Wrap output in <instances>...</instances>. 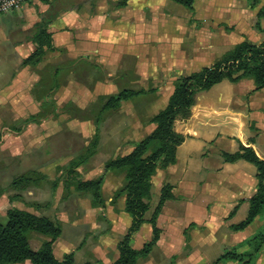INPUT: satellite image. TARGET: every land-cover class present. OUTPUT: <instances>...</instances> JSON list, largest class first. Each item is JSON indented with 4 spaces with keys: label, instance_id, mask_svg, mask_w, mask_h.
Masks as SVG:
<instances>
[{
    "label": "rangeland",
    "instance_id": "obj_1",
    "mask_svg": "<svg viewBox=\"0 0 264 264\" xmlns=\"http://www.w3.org/2000/svg\"><path fill=\"white\" fill-rule=\"evenodd\" d=\"M120 1L29 0L15 9L11 20L7 18L11 12L0 14L1 59L4 37L20 39L24 52L36 22L49 21L46 29L51 31V49L34 66L22 65L28 49L18 55L22 60L10 57L17 64L21 61L20 72L14 75L24 86L15 84L10 96L0 97V219L8 209L18 208L58 221L64 238L75 250L82 248L75 252L80 261L92 258L84 243L99 242V232L107 226L104 208L91 209L90 194L76 191L75 184L102 176L104 195L114 196L125 182L121 186L120 177L110 181L113 173L104 169L103 161L131 151L153 130L150 119L166 105L175 81L212 65L242 37L264 43V0L254 7L247 0H195L192 9L173 0H127L123 6ZM216 88L227 90L225 83ZM122 89L141 92L105 106ZM93 138L98 149L91 162L94 167H73ZM201 156L218 161L217 152L204 150ZM162 173L155 174L154 185ZM194 196L167 204L163 214H175L178 220L174 223L203 221H192L183 237L180 225L175 232L167 230L170 224L164 216L161 225L157 224L163 246L150 264L168 263L163 256L166 242L174 244V253H184L185 237L190 246L198 242L204 264L231 248L229 238L208 227V219L224 222L226 218L209 216L213 202ZM157 199L158 190L153 188L145 219ZM230 204L218 209L229 211ZM244 216L245 212L238 211L232 221ZM48 239L31 233L29 244L37 250ZM59 241L53 249L61 254L69 242L62 247Z\"/></svg>",
    "mask_w": 264,
    "mask_h": 264
},
{
    "label": "crops",
    "instance_id": "obj_2",
    "mask_svg": "<svg viewBox=\"0 0 264 264\" xmlns=\"http://www.w3.org/2000/svg\"><path fill=\"white\" fill-rule=\"evenodd\" d=\"M22 8L24 9V7ZM15 12L17 10L11 11L12 16L7 14V18L10 20L13 19V13ZM9 29L11 31L13 28L9 27ZM242 40H244L243 37L238 42ZM4 42L5 45L2 46L4 47L5 53H3L2 59V55H0V97H4V95L6 97L10 96L13 86L19 84L16 82L17 76L14 75V72L17 75L20 72L18 67L21 61L17 64L11 58L16 55L15 57H18V61L20 59L22 60L20 58L21 56L18 55H22L26 49L30 53L34 49V45L30 40L26 42L25 45L28 48H24V52L21 50L23 44H21L22 41L20 39L13 40L4 37ZM252 42L260 43L262 41L255 39ZM29 52L26 53V56L30 54ZM223 83L226 84L227 90H219L216 88L219 84ZM19 85L24 86V82ZM16 88L19 89L21 87L16 85ZM174 130L185 136L184 141L176 149V161L164 169L157 168L155 174L159 170H162L163 173L156 182V185L153 183L155 174L152 176L151 181L152 189L155 188L158 190V198L163 184L170 183L172 185L173 198L166 200L162 208L165 209L167 204L174 202L178 198L181 199V202L184 199H191L192 195H198L203 201H212V209L209 212L207 211V214L212 216V218L223 216L226 218V221L216 222L217 220L215 218H210V220L208 219V222H210L208 223V227L211 225L213 227L212 230L219 229L226 238L230 239L229 244L231 248L226 251H234L236 253L247 251L249 246L245 242L246 239L252 236L262 226L264 218L261 217V214L257 215L247 226L239 230H233L231 226L241 222L247 215L249 208L248 199L256 191V168L252 163L242 159L234 162H226L221 158H223L222 152L234 153L241 144L251 147L256 155L264 160V88L254 90V81L251 78H242L235 83L222 81L206 91H201V95L196 96L195 103L190 110V115L184 120L176 119L174 122ZM229 146L235 150L228 151L226 147ZM204 150H208L213 154L217 152L218 161H209L202 157L201 154ZM109 173H113L110 176V181H113L116 177H120V185L122 186L124 184V173L118 174L110 171ZM103 185L104 178L101 186L104 207H92L91 203L90 207L94 210L104 208L106 221L103 223H106L107 227L101 229L99 232L101 233L99 242H94L91 245L84 243L86 252L92 258L90 260L80 261L77 258L78 253L75 256V252L80 251L82 248L75 250L73 248L74 244L64 238L62 231L60 236L52 243V252L56 259L62 260L64 255L68 253H73L74 260L78 263L89 261L90 264H113L118 259V243L128 230L130 218L124 211L125 194L106 196L104 195ZM120 185L118 188H121ZM228 202H231L229 211L222 212V210L220 211L218 209L222 205L227 206ZM163 209L156 218V225L160 224L162 218L165 216L168 224H170L167 230L175 232L177 226L180 225L182 227L181 234L183 237L188 232V226L193 224L192 221H203L188 220L184 224L180 223L181 221L174 223L178 220L177 216L172 213L163 214ZM202 210L204 216L206 210L203 206ZM238 211L245 212V216L240 221L233 222L232 219L238 214ZM149 218H146V220ZM225 222L226 225H224ZM157 227L159 226L157 225ZM151 236V224L144 222L131 236L130 244L132 248L139 249L143 244L151 240ZM59 238H61L59 242H62L60 243L62 247L69 242V246L67 248L63 247L64 251L61 254H58L53 249V244ZM187 241L189 242V238L185 237L183 241V249L185 251L183 250L182 252L184 253L180 254L178 252L174 253V250H172L174 244L172 242H166L164 244L166 251H164L163 256L164 259H167V264H204L200 262L201 252L198 250L200 247L197 244L198 242H192L190 246L187 244ZM80 242L82 245V241ZM162 242L164 241H162V237L160 236L148 256L140 259L137 264H150L153 259V254L163 246ZM189 247L192 248L190 249ZM223 253L206 264H242V261L240 262L238 260H220L219 257ZM253 264H264V242L255 254Z\"/></svg>",
    "mask_w": 264,
    "mask_h": 264
},
{
    "label": "trees",
    "instance_id": "obj_3",
    "mask_svg": "<svg viewBox=\"0 0 264 264\" xmlns=\"http://www.w3.org/2000/svg\"><path fill=\"white\" fill-rule=\"evenodd\" d=\"M173 1L192 9L195 0ZM247 1L251 7L259 2V0ZM126 2L127 0H121L119 4L123 6ZM47 23L49 21H39L33 25L29 40L34 44V50L22 61V65L34 66L45 51L51 49V33L46 29ZM242 78H251L254 81V90L264 88V43L243 40L223 53L212 65L179 77L175 81L166 105L150 119V122L155 124L153 130L130 152L103 161L106 171L124 173L125 184L115 196L125 194L124 211L130 218L128 230L118 243L119 257L113 264H137L139 259L148 256L159 238L160 228L156 225V218L164 202L173 198L170 183L162 185L158 201L148 220L144 218V214L150 209L152 176L157 168L164 169L175 163L176 149L185 139L183 134L174 130L175 120L189 116L197 93L206 91L223 80L235 83ZM140 92L122 89L116 96H110L105 106L129 99ZM93 139L73 167L82 166L84 170L94 167L91 162L98 149L97 139ZM222 157L226 162L242 159L252 163L256 168V191L248 199L247 215L241 222L231 226L233 230H239L247 226L257 215L264 216V160L260 159L251 147L241 144L234 153L222 152ZM25 173L18 176L19 180H22ZM102 183L103 177L99 176L96 179L77 182L75 189L90 194L92 207H104ZM144 222L151 224V240L139 249L132 248L131 236ZM31 233L46 235L49 239L43 241L37 250H33L29 244ZM60 234L61 225L58 221H51L18 208L8 209L4 219H0V264H13L25 260H29L31 264H90L89 261L76 262L73 253L65 254L62 260L56 259L52 252V243ZM245 242L249 246L247 251L243 253L226 251L219 259L253 264L255 254L264 242V222Z\"/></svg>",
    "mask_w": 264,
    "mask_h": 264
},
{
    "label": "built area",
    "instance_id": "obj_4",
    "mask_svg": "<svg viewBox=\"0 0 264 264\" xmlns=\"http://www.w3.org/2000/svg\"><path fill=\"white\" fill-rule=\"evenodd\" d=\"M29 0H0V14L11 12Z\"/></svg>",
    "mask_w": 264,
    "mask_h": 264
}]
</instances>
